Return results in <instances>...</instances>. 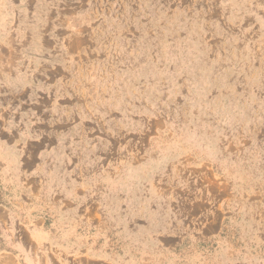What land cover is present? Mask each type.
<instances>
[{
    "label": "rangeland",
    "instance_id": "rangeland-1",
    "mask_svg": "<svg viewBox=\"0 0 264 264\" xmlns=\"http://www.w3.org/2000/svg\"><path fill=\"white\" fill-rule=\"evenodd\" d=\"M23 178L78 264L144 235L264 264V0H0V194Z\"/></svg>",
    "mask_w": 264,
    "mask_h": 264
},
{
    "label": "crops",
    "instance_id": "crops-1",
    "mask_svg": "<svg viewBox=\"0 0 264 264\" xmlns=\"http://www.w3.org/2000/svg\"><path fill=\"white\" fill-rule=\"evenodd\" d=\"M12 184L2 185L4 190L0 194V241L5 248L12 251L5 255L3 254L6 252L3 251L5 249L0 246V264H37L35 260L33 263L30 262L29 250L33 240L37 242L38 239L41 243L49 241L56 249V253L62 255L61 260H56L55 264H78L79 254L76 250H79V242L73 239V235L63 232L60 238L54 237L28 217L29 214H33L30 208L31 187L28 180L25 178L13 180ZM147 228V225H143V233L149 232ZM70 252H72L70 259L64 257ZM135 252L133 254L130 249L124 252L123 257L117 258L107 253L105 249L99 251L92 249L87 257L91 264H177L179 259L167 248L156 244L153 238L147 239L146 235L144 239H139ZM185 261L186 264H204L201 253L187 255Z\"/></svg>",
    "mask_w": 264,
    "mask_h": 264
}]
</instances>
